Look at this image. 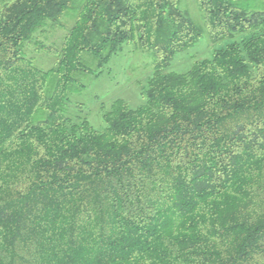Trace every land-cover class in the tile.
<instances>
[{
	"label": "trees",
	"instance_id": "trees-1",
	"mask_svg": "<svg viewBox=\"0 0 264 264\" xmlns=\"http://www.w3.org/2000/svg\"><path fill=\"white\" fill-rule=\"evenodd\" d=\"M180 1L0 0V264H264V0ZM124 43L152 57L144 101L95 129L69 95Z\"/></svg>",
	"mask_w": 264,
	"mask_h": 264
},
{
	"label": "rangeland",
	"instance_id": "rangeland-1",
	"mask_svg": "<svg viewBox=\"0 0 264 264\" xmlns=\"http://www.w3.org/2000/svg\"><path fill=\"white\" fill-rule=\"evenodd\" d=\"M180 7L195 20L200 21L202 13L196 5V0H181ZM264 9V4H259ZM63 23L70 25L71 21L63 19ZM64 30L56 26H46L44 32L36 33L32 42L25 45L28 57L43 69L49 68L54 58L43 50L36 49L35 42L50 46H57L64 34ZM214 45L210 44L204 35L194 46L186 52L178 54L169 64L168 70L183 72L200 58L207 57ZM151 55L136 47L132 43H124L121 50L111 57L98 75H88L83 78V87L69 95L71 105L80 106V114L85 115L90 125L95 129H102L104 122L101 118V103L114 97L124 99L128 105L135 107L144 101L142 87L152 71ZM78 112V114H79Z\"/></svg>",
	"mask_w": 264,
	"mask_h": 264
}]
</instances>
